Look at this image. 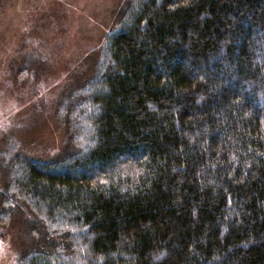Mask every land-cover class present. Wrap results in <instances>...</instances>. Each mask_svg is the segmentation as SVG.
Returning <instances> with one entry per match:
<instances>
[{"label":"trees","instance_id":"16d2710c","mask_svg":"<svg viewBox=\"0 0 264 264\" xmlns=\"http://www.w3.org/2000/svg\"><path fill=\"white\" fill-rule=\"evenodd\" d=\"M96 59L90 146L0 167L19 264H264V0H128Z\"/></svg>","mask_w":264,"mask_h":264},{"label":"rangeland","instance_id":"374dc122","mask_svg":"<svg viewBox=\"0 0 264 264\" xmlns=\"http://www.w3.org/2000/svg\"><path fill=\"white\" fill-rule=\"evenodd\" d=\"M127 1L0 0V167L8 160L16 169L19 152L24 160H61L73 133L81 149L90 146L84 123L69 129L89 108L71 115L63 94L93 78L97 52ZM76 93L77 103L87 101ZM19 218L0 224V264H19L28 253Z\"/></svg>","mask_w":264,"mask_h":264}]
</instances>
